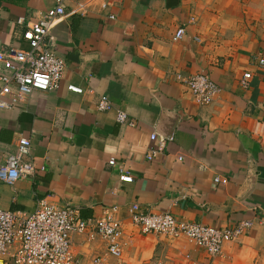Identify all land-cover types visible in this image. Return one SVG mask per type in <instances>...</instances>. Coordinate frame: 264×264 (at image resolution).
Masks as SVG:
<instances>
[{
  "label": "crops",
  "instance_id": "crops-1",
  "mask_svg": "<svg viewBox=\"0 0 264 264\" xmlns=\"http://www.w3.org/2000/svg\"><path fill=\"white\" fill-rule=\"evenodd\" d=\"M111 1L105 11L98 2L88 16L69 13L56 22L53 47L67 62L58 88L0 111V165L25 136L32 142L26 160L38 168L14 184L0 179V207L31 212L47 199L99 219L118 206L122 256L109 254L100 239L74 235L80 264H210L185 236L140 230L129 212L136 203L184 222L226 227L250 220L253 227L216 261L264 264V68L256 60L264 49V0ZM55 3L0 0V50L27 49L18 20L36 21ZM182 26L185 36L175 40ZM247 71L253 78L243 88ZM198 73L221 88L212 104L196 102L180 78ZM102 96L110 97V109L99 110ZM120 111L137 125L119 123ZM160 141L164 151L148 160Z\"/></svg>",
  "mask_w": 264,
  "mask_h": 264
},
{
  "label": "built area",
  "instance_id": "built-area-1",
  "mask_svg": "<svg viewBox=\"0 0 264 264\" xmlns=\"http://www.w3.org/2000/svg\"><path fill=\"white\" fill-rule=\"evenodd\" d=\"M53 7L48 9L36 21L27 23L25 18L18 22L24 26L23 38L28 43L27 49L0 50V63L3 72L0 74V111L15 108L18 104L28 102L36 91H48L58 88L67 62L59 56L53 47L52 31L56 22L67 14L88 16L93 13L99 2L101 10L112 6L111 0H55ZM68 3H74L69 11ZM111 19L116 15L109 13ZM185 27H179L175 40L184 38ZM257 63L264 68V49L257 57ZM186 84L196 102L202 105L212 104L221 88L207 73H198L188 77H180ZM253 78L252 72H245L240 84L243 88L249 86ZM68 89L83 93L80 86L70 84ZM112 107L109 96H102L99 110ZM118 122L136 126L137 122L127 112L120 111ZM153 142L158 141V135H151ZM166 142L160 141L150 149L148 160H153L165 149ZM32 152V142L21 136L16 150L0 165V179L14 184L27 173L37 172L38 168L26 158ZM115 164V160H111ZM123 182H132L133 176L122 174ZM216 183L227 184L228 179L222 176L215 178ZM118 206L107 211L99 219H85L81 216L79 207L73 205L57 206L47 199L39 202L34 211H12L0 207V263L8 264H80L74 250V235H88L89 241L100 239L107 245L109 254L120 258L124 248L122 243L123 225L115 212ZM132 222L145 233L163 234L171 238L187 237L197 246L204 249L212 261L218 264L225 245L238 240L254 222L242 220L232 226L219 227L200 222H184L171 212H150L142 210L140 204L129 208Z\"/></svg>",
  "mask_w": 264,
  "mask_h": 264
},
{
  "label": "rangeland",
  "instance_id": "rangeland-1",
  "mask_svg": "<svg viewBox=\"0 0 264 264\" xmlns=\"http://www.w3.org/2000/svg\"><path fill=\"white\" fill-rule=\"evenodd\" d=\"M2 264V263H1ZM113 264H120L118 261H114Z\"/></svg>",
  "mask_w": 264,
  "mask_h": 264
}]
</instances>
